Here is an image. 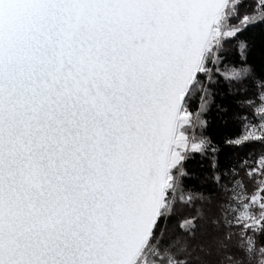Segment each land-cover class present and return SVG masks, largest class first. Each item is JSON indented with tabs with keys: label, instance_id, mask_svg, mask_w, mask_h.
<instances>
[{
	"label": "snow or ice",
	"instance_id": "1",
	"mask_svg": "<svg viewBox=\"0 0 264 264\" xmlns=\"http://www.w3.org/2000/svg\"><path fill=\"white\" fill-rule=\"evenodd\" d=\"M0 264H264V0H0Z\"/></svg>",
	"mask_w": 264,
	"mask_h": 264
},
{
	"label": "trees",
	"instance_id": "2",
	"mask_svg": "<svg viewBox=\"0 0 264 264\" xmlns=\"http://www.w3.org/2000/svg\"><path fill=\"white\" fill-rule=\"evenodd\" d=\"M259 44V41H257V45ZM259 55V48L257 47L256 52L254 53V56L258 57ZM231 67V65H229ZM221 100L220 97L216 98V102L219 103ZM206 120H208L211 127L208 129L209 132H214L218 126V122L220 121V117L217 115V111L215 108V105L210 109L209 113L206 114ZM240 155H243V153H240ZM188 168L190 171H197L198 170V164L197 160H191L188 162ZM190 183H196L195 180H189Z\"/></svg>",
	"mask_w": 264,
	"mask_h": 264
}]
</instances>
